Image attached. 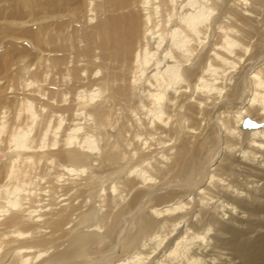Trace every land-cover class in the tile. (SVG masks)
<instances>
[{
  "label": "bare ground",
  "instance_id": "obj_1",
  "mask_svg": "<svg viewBox=\"0 0 264 264\" xmlns=\"http://www.w3.org/2000/svg\"><path fill=\"white\" fill-rule=\"evenodd\" d=\"M8 72L0 264H259L264 0H0Z\"/></svg>",
  "mask_w": 264,
  "mask_h": 264
},
{
  "label": "rangeland",
  "instance_id": "obj_2",
  "mask_svg": "<svg viewBox=\"0 0 264 264\" xmlns=\"http://www.w3.org/2000/svg\"><path fill=\"white\" fill-rule=\"evenodd\" d=\"M9 75H10V73L8 72V73H1L0 74V85L2 86L3 84H5V80L6 79H9ZM4 89H6V88H4ZM8 93H9V91H7ZM2 107V104H0V108ZM258 224L257 223V221L255 220V221H253L252 222V224L253 225H256V224ZM260 223V222H259ZM261 224V223H260ZM262 231V230H261ZM264 232V231H263ZM255 236V234L254 233H252V234H250L249 235V237H254ZM258 263L259 264H264V252L261 254V257L259 258V261H258ZM231 264H247L246 262H241V263H238V261L237 260H235V261H233Z\"/></svg>",
  "mask_w": 264,
  "mask_h": 264
}]
</instances>
